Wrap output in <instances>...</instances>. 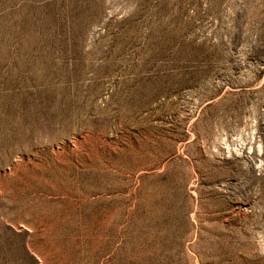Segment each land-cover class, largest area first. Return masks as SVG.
Returning <instances> with one entry per match:
<instances>
[{
    "label": "rangeland",
    "instance_id": "obj_1",
    "mask_svg": "<svg viewBox=\"0 0 264 264\" xmlns=\"http://www.w3.org/2000/svg\"><path fill=\"white\" fill-rule=\"evenodd\" d=\"M0 264H264V0H0Z\"/></svg>",
    "mask_w": 264,
    "mask_h": 264
}]
</instances>
